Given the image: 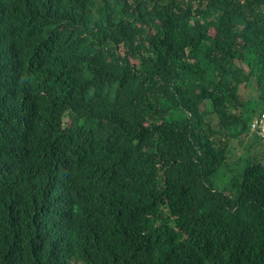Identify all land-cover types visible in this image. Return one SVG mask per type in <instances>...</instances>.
<instances>
[{"label": "trees", "instance_id": "16d2710c", "mask_svg": "<svg viewBox=\"0 0 264 264\" xmlns=\"http://www.w3.org/2000/svg\"><path fill=\"white\" fill-rule=\"evenodd\" d=\"M262 115L264 0H0V264H264Z\"/></svg>", "mask_w": 264, "mask_h": 264}, {"label": "rangeland", "instance_id": "374dc122", "mask_svg": "<svg viewBox=\"0 0 264 264\" xmlns=\"http://www.w3.org/2000/svg\"><path fill=\"white\" fill-rule=\"evenodd\" d=\"M254 133V132H252ZM249 138V137H248ZM249 139H246L247 142ZM233 155L231 156L229 163L235 169L237 173L241 172L244 169V162L242 160V156L248 155V148L246 146H240V143L237 140H233ZM249 143V142H248ZM257 149H252L250 152H255ZM257 152V151H256Z\"/></svg>", "mask_w": 264, "mask_h": 264}, {"label": "built area", "instance_id": "2783aa9c", "mask_svg": "<svg viewBox=\"0 0 264 264\" xmlns=\"http://www.w3.org/2000/svg\"><path fill=\"white\" fill-rule=\"evenodd\" d=\"M252 132L264 137V115L258 116L252 123Z\"/></svg>", "mask_w": 264, "mask_h": 264}]
</instances>
